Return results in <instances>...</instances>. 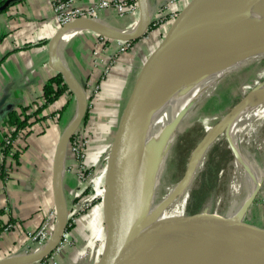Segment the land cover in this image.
Returning a JSON list of instances; mask_svg holds the SVG:
<instances>
[{
	"label": "rangeland",
	"instance_id": "obj_1",
	"mask_svg": "<svg viewBox=\"0 0 264 264\" xmlns=\"http://www.w3.org/2000/svg\"><path fill=\"white\" fill-rule=\"evenodd\" d=\"M169 1L175 3L177 0ZM168 10L166 6L161 7L158 12L159 19L156 18L158 13L157 16L153 14L146 35L136 40L115 39L112 43L106 36L98 34L99 42L92 46L89 54L90 67L85 69L83 80H77L80 84L84 82L81 87L87 96L88 107L83 122L68 142V144L71 142L69 151L72 157H68L63 193L67 204L66 229L61 242L47 257L26 264H95L102 257L106 239L103 202L109 150L120 113L131 92L138 70L147 56H138L136 43L142 38L148 39V49L151 50L160 42L172 23L169 16L160 17L161 13ZM153 38L155 40H152ZM238 74H243L244 77L240 76L234 80L232 83L234 89L226 90L228 85L217 86L213 90L218 94L216 99L214 98L208 106L200 105L202 102L200 101L195 114L175 131L172 141L165 146L166 154L157 177L152 207L169 193L174 182L177 183L184 176L193 150L199 140L206 135L208 126L215 123L216 120L211 119L217 115V112L221 111L219 117L227 115L247 94L261 87L260 84L264 83V58L258 63H250L231 73L232 76ZM248 74L256 75L254 79H250ZM68 91L73 107L76 102V92L69 86ZM255 110L258 112L254 116L252 128H240L236 142L233 140L235 137L231 139L225 132L216 138L190 192L188 206L186 205L184 211H181L184 212L185 219L181 222L174 215L169 218L170 220L163 221L160 224L161 230L156 235L157 238L172 234L177 226H185L194 219H198L197 223H199L201 220H209L215 214L228 218L236 203L232 196L231 180L237 153L240 152L254 167L258 182L255 198L242 215V221L264 227V100L256 105ZM75 111L73 107L70 121L64 129H68L75 117ZM204 111L208 112L206 116L202 114ZM56 112L58 109L53 113ZM163 138L164 135L159 132L149 147L151 151L144 150L145 170L142 178L146 173L147 175L150 173L155 153L163 143L161 141ZM145 180L149 178L146 176ZM52 213L56 217L55 206ZM187 216L189 218L186 219ZM55 217H53L54 223ZM42 224L30 230V233L27 232L22 247L14 253L12 251L9 256L29 251L36 252L43 247L51 230L49 229V233L47 231L41 233L39 230ZM155 257L156 254L150 249L148 264H152Z\"/></svg>",
	"mask_w": 264,
	"mask_h": 264
},
{
	"label": "bare ground",
	"instance_id": "obj_2",
	"mask_svg": "<svg viewBox=\"0 0 264 264\" xmlns=\"http://www.w3.org/2000/svg\"><path fill=\"white\" fill-rule=\"evenodd\" d=\"M142 12L145 16L149 12L145 2L140 10V15ZM200 13V18L192 32H188L191 41L200 43L199 48L190 60H180L168 74L163 84L157 88L153 95V107L150 109L142 128L143 149L140 151L141 154L145 146L151 151L149 147L159 132L164 135V138L161 140L163 143L160 144L155 153L154 164L151 165V177L143 194V200L146 202L143 209L145 237L136 242L135 246L140 245L142 248H140L141 252L132 264H148L150 251L148 244H150L153 235L160 229L158 223L172 214H179L184 211L190 192L195 186V180L203 169L207 154L216 138L225 132L231 139L235 137L233 140L236 142V135L240 128H252L254 116L258 112L255 107L264 100V83H261V87L252 92L250 100L234 116H229L228 113L219 117L221 113L219 110L217 115L211 119L216 120L215 123L212 124L210 121L212 125L208 126L206 135L199 140L194 149L190 163L192 168L190 177L184 175L177 183L174 182L175 184L170 188L169 193L162 197L155 207L151 206L155 195L157 177L166 154L165 146L172 141L175 131L195 114L200 101H202L200 105L208 106L214 98L216 99L218 94L213 90L217 86L226 87L228 85L226 89L228 90L233 88L232 83L235 79L240 78V76L244 77L243 74L232 76L231 73L250 63H258L264 58V47L251 46V41L264 36V0H215L203 8ZM141 21V17L137 18L124 30L128 33L141 30L144 26V20ZM98 24H101L109 34L113 33L112 29L119 30L117 27H112L103 22L76 23L64 32L59 43V49L73 34L87 28H93ZM255 75L248 74V78L254 79ZM68 82L76 92V102H74L73 107L76 110L75 114H77L82 107L85 94L72 78L69 77ZM207 113L204 111L202 114L206 116ZM68 154L67 143L64 141L60 144L55 157L56 217L54 226L50 229L51 231L49 230L51 234L46 243L36 252L16 253L3 260L1 264L23 263L32 259L48 251L57 239L67 217L63 183L66 181L67 169L65 167L69 160ZM256 177L254 167L243 158L242 152L237 153L235 170L231 180L232 196L236 203L232 212L228 214L231 223L234 225L241 222L245 207L257 189Z\"/></svg>",
	"mask_w": 264,
	"mask_h": 264
},
{
	"label": "water",
	"instance_id": "obj_3",
	"mask_svg": "<svg viewBox=\"0 0 264 264\" xmlns=\"http://www.w3.org/2000/svg\"><path fill=\"white\" fill-rule=\"evenodd\" d=\"M212 1L215 0H189L179 11L160 42L148 52L138 70L131 92L120 113L109 150L103 202L106 224L105 248L102 257L95 264H132L141 252L140 248L142 247L135 245L139 239L145 237L143 209L146 202L143 200V194L149 181L145 178L146 176L150 178L152 172V170L149 171L150 173L148 175L146 173L145 177L142 178L145 170V151L148 149L145 146V151L140 153L143 149L142 128L150 109L153 107V95L157 88L163 84L168 74L180 60H190L199 48L200 43L191 41L188 32H192L200 18L201 10ZM144 2L146 4V0H138L140 10ZM4 8L5 5L0 6V11ZM151 17L152 12L150 10L146 16L142 12L141 19L144 20V26L135 33L112 29L113 33L108 34L101 24L87 29H92L109 39L136 40L146 35L149 22L152 20ZM86 21L101 22L99 19L73 21L57 31L51 46L54 47L59 42L66 29L76 23H86ZM251 46L264 47V36L251 41ZM52 62L71 90L73 89L68 82L69 77L80 87L81 84L84 85V82L80 84L77 81L60 57H55ZM251 96L252 92L234 105L229 116L238 113ZM87 107L88 99L85 95L81 109L75 114L68 129H64L62 133L54 155L53 171L60 144L66 141L68 147L70 138L83 122ZM193 153L194 150L190 156L185 176L190 177L192 174L190 163ZM255 195L256 190L251 196L250 202L254 200ZM250 202L246 205L245 211ZM174 215L180 221L185 219L184 212H180L168 216L163 221ZM187 218L189 217L187 216ZM163 221L158 224L160 225ZM197 221L198 219H194L185 226H177L172 234L161 238L156 236L161 228L158 229L148 244V247L156 254L152 264H264V227L244 222L242 219V223L234 225L229 217L225 219L216 214L207 221L201 220L199 223ZM66 222L67 217L60 234L48 251L23 263L15 264L32 263L47 257L61 242L66 229ZM7 258L8 256L1 259L0 264Z\"/></svg>",
	"mask_w": 264,
	"mask_h": 264
},
{
	"label": "crops",
	"instance_id": "obj_4",
	"mask_svg": "<svg viewBox=\"0 0 264 264\" xmlns=\"http://www.w3.org/2000/svg\"><path fill=\"white\" fill-rule=\"evenodd\" d=\"M52 1L0 0V6L5 5L0 11V140L13 123L12 112L42 103L44 85L60 74L52 62L55 57H60L79 81L90 67L89 54L98 41V33L84 29L73 34L59 49L62 35L52 47L51 42L59 30ZM95 1L82 0L84 4ZM168 1L146 0V4L153 16ZM186 1L177 0L167 8L179 12ZM139 11L140 8L124 16L105 11L99 20L124 30L141 17ZM147 40L142 38L136 43L138 56L145 57L150 51ZM67 93L68 89L45 108L46 117L31 127V133L23 140V150L16 159H6L7 172L0 171V260L20 249L26 233L39 227L54 206L56 209L52 164L64 127L73 113ZM57 109L58 112L53 113Z\"/></svg>",
	"mask_w": 264,
	"mask_h": 264
},
{
	"label": "built area",
	"instance_id": "obj_5",
	"mask_svg": "<svg viewBox=\"0 0 264 264\" xmlns=\"http://www.w3.org/2000/svg\"><path fill=\"white\" fill-rule=\"evenodd\" d=\"M170 3L171 2L168 1L164 5V7L166 6L167 8L168 4ZM52 6L54 10V17L58 24L59 29L79 19H87V20L99 19V16L105 11H108L110 13H117L120 16H124L126 14L133 12L135 9L139 8L137 0H97L89 4H84L82 0H53ZM167 12L169 13L167 14ZM157 15L156 18L159 19V13ZM177 15L178 13L168 10L163 14L161 13L160 17L169 16V18H171L170 19L171 22H173V20L176 18ZM155 24H157V22ZM43 102L44 99L42 100V103ZM42 103H40L38 106H40ZM38 106L34 108H37ZM15 130H16V125L12 123L10 127L5 130L4 136L0 140V144L5 143L3 146H0V168L4 160L3 150L6 144H12V150L10 153H8L6 157L7 160H13V154L15 153V151L20 152L23 150V145H24L23 140H25L26 138L21 132L16 137H12L13 132ZM69 144L67 147L69 148L68 151L70 150L71 142ZM68 156H71L70 151ZM4 171L5 172L8 171L7 164H5ZM53 217L55 216L51 212V214L46 219H44L43 224L39 230L41 233H44L46 231L47 233H49V229L52 228L54 223Z\"/></svg>",
	"mask_w": 264,
	"mask_h": 264
},
{
	"label": "trees",
	"instance_id": "obj_6",
	"mask_svg": "<svg viewBox=\"0 0 264 264\" xmlns=\"http://www.w3.org/2000/svg\"><path fill=\"white\" fill-rule=\"evenodd\" d=\"M68 89L67 84L62 74H57L50 78L43 88V99L44 102L37 108H24L19 109L11 113L13 123L16 125V130L13 132L12 137H16L20 132L26 138L32 131V126L35 125L39 120L43 119V111L47 106L55 102L63 93ZM5 143H1L3 146ZM12 150V144H6L3 150L4 160L0 168L1 172H5L6 157ZM20 154L19 151H15L13 158L16 159Z\"/></svg>",
	"mask_w": 264,
	"mask_h": 264
}]
</instances>
